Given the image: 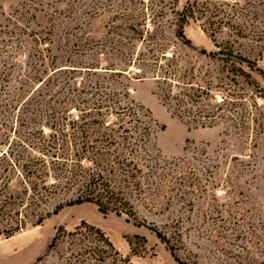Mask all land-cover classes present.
Returning a JSON list of instances; mask_svg holds the SVG:
<instances>
[{
	"label": "rangeland",
	"instance_id": "obj_1",
	"mask_svg": "<svg viewBox=\"0 0 264 264\" xmlns=\"http://www.w3.org/2000/svg\"><path fill=\"white\" fill-rule=\"evenodd\" d=\"M185 1L0 0L1 149L18 146L16 138L22 139L31 127L21 118L36 113L37 122L31 125L47 133L52 123L61 124V116H76V104L66 99L74 96L68 85H73L72 77L80 81L86 73L62 70L49 79L46 75L53 67L94 63L104 76L110 74L103 72L105 67L127 70L114 76V83L148 111L160 161L143 193L131 199L141 225L126 215L101 213L93 203L66 205L74 191H62L46 204L49 215L40 224H28L10 237L0 235V264H62L63 244L51 250L48 245L59 227L71 231L81 222L100 229L132 264H264V77L253 73L258 86L239 82L241 98L231 110L235 118L200 126L170 106V80L163 79L170 73L158 70L149 74L154 77L137 78V66H121V51L133 46L138 51L145 44V33L144 43L140 36L144 25L153 30L151 41L167 56L157 59L162 69H170V55L183 65L208 67L196 58L200 49L214 50L215 43L230 40L264 71V0H221L216 16L190 19L184 25L187 41L174 35L175 11ZM220 19L224 22L219 25ZM34 70L44 72L38 76L42 81L34 79L32 84L28 78ZM39 84L37 101L65 105L66 114L50 117V106L43 102L23 103L30 88ZM22 91L24 96L12 102L13 93ZM214 93L219 101L221 93ZM10 178V187L17 189L18 177ZM151 227L169 237L182 263L173 259Z\"/></svg>",
	"mask_w": 264,
	"mask_h": 264
},
{
	"label": "trees",
	"instance_id": "obj_2",
	"mask_svg": "<svg viewBox=\"0 0 264 264\" xmlns=\"http://www.w3.org/2000/svg\"><path fill=\"white\" fill-rule=\"evenodd\" d=\"M234 2L238 3V0ZM222 4L221 0H186L181 9L175 11L174 35L184 39L183 28L190 19L216 16ZM234 12L227 13L226 17L234 16ZM222 21L220 19L219 25ZM142 27L140 36L143 38L145 33L147 40L143 38L141 43L146 40L145 44H141L138 51L135 46L128 47L126 53L121 51V66H137L134 73L137 78L154 77L149 74L158 70L163 74L170 73V78L163 76V79L170 80V106L181 117L197 125H213L224 118H235L231 110L241 98L239 82L256 85L254 72L264 77L257 61L238 50L230 40L215 43L214 50L200 49L196 58L205 60L208 67H195V63L190 62L183 65L170 55V69H162L157 59L167 56L164 51L159 52L160 44L151 41L155 37L153 30ZM88 65L65 69L53 67L46 75L49 79L62 70L86 73L87 77L81 76L80 81H76L77 76L72 77L73 85H68V93L74 96H66V99L76 104L73 106L75 111H79L76 116H61L64 123L62 121L58 126L52 123L46 133L42 126L31 125L37 122L35 113L34 117L21 118L23 125L31 127L22 139L16 138L18 146L2 150L0 141V235L10 237L28 224H40L49 215L46 207L49 200L62 191L70 190L74 194L65 202L66 205L93 203L101 213L126 215L141 225L131 199L143 193L148 184L147 177L154 175L160 164L157 149L152 144L151 118L147 110L128 98V92L114 83L113 77L127 70L105 67L103 72L110 74L104 76L97 71L102 67L94 63ZM41 72L34 70L28 82L34 84V79L42 81L38 78ZM213 79L216 85H212ZM41 84L29 87L31 94L23 103L43 102L50 106L49 99L37 101L41 95ZM108 85H112V90H107ZM214 90L222 95L219 101ZM13 94L11 100L17 102L24 96V91ZM67 100L62 102L66 104ZM49 109L50 117L68 112L65 105L60 108L51 105ZM12 175L21 183L17 189L10 187ZM60 207L61 204L57 205L54 212ZM150 229L165 244L173 259L182 263L169 237L156 227ZM61 244L63 253L66 252L62 264H132L118 253L100 229L86 222H81L71 231L59 227L48 250Z\"/></svg>",
	"mask_w": 264,
	"mask_h": 264
}]
</instances>
